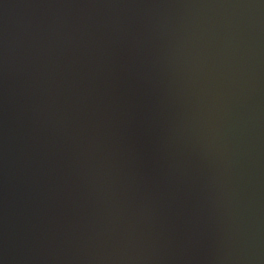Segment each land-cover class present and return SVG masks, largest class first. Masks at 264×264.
Here are the masks:
<instances>
[{
  "label": "water",
  "instance_id": "95a60500",
  "mask_svg": "<svg viewBox=\"0 0 264 264\" xmlns=\"http://www.w3.org/2000/svg\"><path fill=\"white\" fill-rule=\"evenodd\" d=\"M0 264H264V0H0Z\"/></svg>",
  "mask_w": 264,
  "mask_h": 264
}]
</instances>
